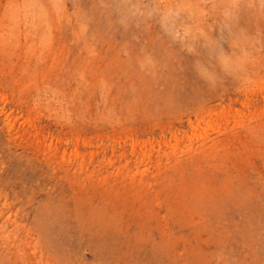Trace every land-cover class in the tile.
Returning a JSON list of instances; mask_svg holds the SVG:
<instances>
[{
  "label": "rangeland",
  "instance_id": "rangeland-1",
  "mask_svg": "<svg viewBox=\"0 0 264 264\" xmlns=\"http://www.w3.org/2000/svg\"><path fill=\"white\" fill-rule=\"evenodd\" d=\"M0 264H264V0H0Z\"/></svg>",
  "mask_w": 264,
  "mask_h": 264
}]
</instances>
